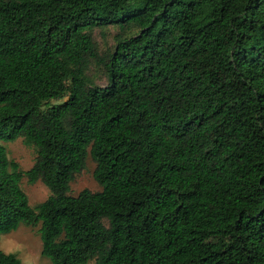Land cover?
Here are the masks:
<instances>
[{"label": "trees", "instance_id": "trees-1", "mask_svg": "<svg viewBox=\"0 0 264 264\" xmlns=\"http://www.w3.org/2000/svg\"><path fill=\"white\" fill-rule=\"evenodd\" d=\"M18 138L36 158L0 145V234L38 227L51 264H264V0H0V140ZM88 155L101 190L72 196ZM23 176L49 197L32 207Z\"/></svg>", "mask_w": 264, "mask_h": 264}, {"label": "rangeland", "instance_id": "rangeland-1", "mask_svg": "<svg viewBox=\"0 0 264 264\" xmlns=\"http://www.w3.org/2000/svg\"><path fill=\"white\" fill-rule=\"evenodd\" d=\"M118 36L119 30L114 26L97 28L93 31V38L98 52L105 60L113 52ZM87 73L97 85L106 86L108 84L102 66L91 63ZM0 145L6 149L8 159L18 163L23 172L33 166L36 158L35 148L25 144L22 138H18L13 142L0 140ZM94 169L95 164L88 155L84 169L70 183V195L77 196L84 189L91 192L101 190V187L94 180ZM20 187L26 193L28 202L32 207L45 201L50 195L49 189L41 181L29 184L25 176L20 181ZM37 229L38 227L20 224L15 230L1 233L0 250L5 253H14L23 264H51L49 259L41 254L42 244ZM88 264L95 263L90 261Z\"/></svg>", "mask_w": 264, "mask_h": 264}]
</instances>
